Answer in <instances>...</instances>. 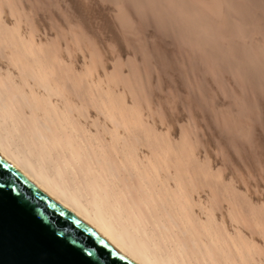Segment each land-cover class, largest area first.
Returning a JSON list of instances; mask_svg holds the SVG:
<instances>
[{"label": "bare ground", "instance_id": "6f19581e", "mask_svg": "<svg viewBox=\"0 0 264 264\" xmlns=\"http://www.w3.org/2000/svg\"><path fill=\"white\" fill-rule=\"evenodd\" d=\"M85 2L0 0V154L138 264H264V0Z\"/></svg>", "mask_w": 264, "mask_h": 264}, {"label": "water", "instance_id": "95a60500", "mask_svg": "<svg viewBox=\"0 0 264 264\" xmlns=\"http://www.w3.org/2000/svg\"><path fill=\"white\" fill-rule=\"evenodd\" d=\"M7 193L11 194L12 199ZM55 233L71 247L64 264H138L85 218L59 202L0 154V262L32 264L42 258L38 241Z\"/></svg>", "mask_w": 264, "mask_h": 264}, {"label": "rangeland", "instance_id": "374dc122", "mask_svg": "<svg viewBox=\"0 0 264 264\" xmlns=\"http://www.w3.org/2000/svg\"><path fill=\"white\" fill-rule=\"evenodd\" d=\"M85 1H86V2H85ZM91 1H92V0H91ZM91 1H90V0H84L85 3H83V4L81 5V7H82L83 10L86 12L85 14H87V17H89V16L91 17V16H92V19H91L90 17H89V18L91 19L92 22H94V20H96V19H94V18H95V16H94V12L92 11V8L94 7V5H92V2H91ZM192 1L196 2L197 0H192ZM54 3H55V2H54ZM86 3H88L89 6H88ZM90 3H91V4H90ZM56 4H57V3H56ZM56 4H54V5L52 4V7H53V8H56ZM84 4H85V5H84ZM151 4L154 5V3H151ZM151 4H149V5H151ZM83 5H84V6H83ZM91 5H92L93 7H92ZM152 5L147 7L148 10H146L147 12H145V14H149V15L152 14V12H150V11H153V10H151L152 7H153ZM85 7H86V8L88 7L89 9H88V8L86 9ZM90 9H91V10H90ZM70 10H71V9H70ZM89 10H90V11H89ZM149 10H150V11H149ZM91 11H92V12H91ZM88 12H89V13L91 12L92 14H91V13L88 14ZM85 16H86V15H85ZM263 18H264V17H263ZM90 19H89L88 21H90ZM262 20H263V21H262L263 23H261V24H259V25H256V27L258 26L257 28H255V27L252 28V30L254 29V30L252 31V33L255 31V32L253 33V37H255V38L257 37L256 39H258V40H260V38H261V39H264V37H263V36H264V29L262 30V28H264V27L262 26V25H264V19H262ZM91 21H90V22H91ZM95 22H96V21H95ZM86 23H87V22H86ZM154 25H155L154 23H151V25H149V26L146 27V29H150V31L152 32V33L150 32V34H149V35H150V37H149L150 40H149V42H148V41H147V42L151 44L150 41H152V42L154 43V45H158V44H159L158 39H159V40L161 41V44H159V47H158V48L163 49V50H164L163 52H167V57L169 58V60H170V59H174L175 56H180V53L182 54L180 58H182L183 60L185 59V60H184L185 63L187 62V59L190 58V56H194V57H195V56L201 54L200 56H201L202 58H204L203 55H207V54H205L204 52L200 51V50L197 49V48L195 49V51L192 50V52H190V54H192V55L188 54V53H187V51H188L187 48H188L189 44H188V45L186 44L187 46L183 45L184 43L181 42V41L178 39V36H175L176 34L174 33V31H171L172 33H171V32L169 33V32H166L163 28L161 29L160 26L157 27V25H156V26H154ZM260 26H262L261 29L259 28ZM119 28H120V27H119ZM119 28L116 27V29L120 30ZM158 29H159V30H158ZM163 30H164V31H163ZM256 30H258V31H256ZM153 31H154V32L157 31V35L159 34V36H158V37H156L157 35L152 36V35H154V32H153ZM161 31H162V33H161ZM260 31L263 32V33L260 34V33H261ZM118 32H119V31H118ZM118 32H117V33H118ZM131 33H133V32H131V30H128V32H127L126 34H122V37H121V38H124V39L127 40V41L131 40L130 42H132L133 45H137L138 50L141 49V51H143V53H144V50H143L144 48H143V45L141 44V43H144L143 40H142V39H136V37H138V36H136L135 34L132 35ZM163 33H164V34H163ZM165 33H166L167 35H166ZM168 33H169V34H168ZM256 33H257V34H256ZM160 34H161V35H160ZM254 34H255V35H254ZM162 35H163V36H162ZM165 35H166V37H165ZM257 35H259V36H257ZM260 36H262V37H260ZM153 37H154V38H153ZM160 37H161V38H160ZM176 38H177L178 40H177ZM164 39H165L166 41H164ZM169 39H170L171 41H170ZM139 40L141 41V42H140V48L138 47V46H139ZM173 40H174V41H173ZM162 41H163V43H162ZM175 41H176V42H175ZM133 42H134V43H133ZM169 42H170V43H169ZM174 42H175V44H174ZM157 43H158V44H157ZM164 43H165V44H164ZM177 46H179L180 49L184 47V48H183L184 50H183V51H182V49L180 50L179 47H177ZM185 47H186V50H185ZM142 48H143V49H142ZM171 48H172V49H171ZM174 48H175V49H174ZM134 49H135V48H134ZM174 50H176V51H174ZM178 50H179V51H178ZM161 51H162V50H161ZM181 51H182V52H181ZM184 51H185V52H184ZM196 51H197V52H196ZM174 52H175V53H174ZM201 52H202V53H201ZM178 53H179V54H178ZM199 53H200V54H199ZM162 54H163V53H162ZM176 54H177V55H176ZM184 54H185V55H184ZM140 55H141V56H140ZM143 55H144V54H139V55L136 56V57L138 58L137 60H140V61H138L139 64H141L142 62H146V61H143V60L146 59V58H145L146 55H145V56H143ZM170 55H171V56H170ZM186 56H188L187 59L185 58ZM140 57H141V58H140ZM148 57H149V56H148ZM183 57H184V58H183ZM143 58H145V59H143ZM191 58H192V57H191ZM151 59H152V58H151ZM153 59H154V57H153ZM207 59H208V58H207ZM152 61H154V60H151V62H152ZM184 62H183V63H184ZM193 62H195V61H192L191 63L194 64ZM147 63H148V62H147ZM149 63H150V61H149ZM183 63H182V64H183ZM196 63H197V62H196ZM192 64H190V65H192ZM171 65L174 66V63H171V64H168V63H167V64L164 66V68L166 67L165 70H164V68H163L164 73H165L164 75L167 76V78H168V77H169V78L171 77V74H170V73H171V71H172V69H173V67H172L171 69H169V68L171 67ZM190 65H189V66H190ZM177 68H178V67H177ZM191 68H192V66H190V68H189L190 71H191ZM175 69H176V68H175ZM196 69H197V68H196ZM169 70H170V71H169ZM185 72H186V71H185ZM185 72H184V73H185ZM179 74H180V76L182 75V76H181L182 78H183V76L185 75V74H182V73H179ZM169 75H170V76H169ZM184 79L186 80L185 77L183 78V80H184ZM185 83H186L185 85H186V87H187L188 83H187V82H185ZM173 84H174V81H173ZM185 85H184V86H185ZM179 89H180V88H179ZM183 97H184V96H183ZM185 97H186V96H185ZM185 97H184V98H185Z\"/></svg>", "mask_w": 264, "mask_h": 264}, {"label": "snow or ice", "instance_id": "6c2138e0", "mask_svg": "<svg viewBox=\"0 0 264 264\" xmlns=\"http://www.w3.org/2000/svg\"><path fill=\"white\" fill-rule=\"evenodd\" d=\"M7 195L12 199L10 193H7ZM38 244L40 245L38 251L42 254V258L34 260L32 264H64L61 258L62 251L74 252L80 257L83 256L80 250L71 247L66 241L59 239L55 233H49L48 238L38 241Z\"/></svg>", "mask_w": 264, "mask_h": 264}]
</instances>
